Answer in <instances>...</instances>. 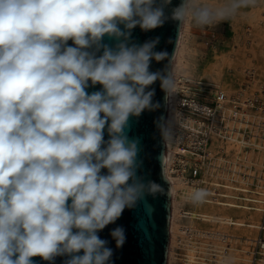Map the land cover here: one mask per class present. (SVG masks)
I'll return each instance as SVG.
<instances>
[{
    "label": "clouds",
    "instance_id": "9594fccd",
    "mask_svg": "<svg viewBox=\"0 0 264 264\" xmlns=\"http://www.w3.org/2000/svg\"><path fill=\"white\" fill-rule=\"evenodd\" d=\"M255 2L190 9L182 0L169 16L171 0H0V264H114L100 233L162 190L140 174L131 121L160 107L157 81L165 102L176 86L175 50L157 51L159 36L137 43L133 31L189 14L220 23ZM208 195L196 189L191 199ZM109 236L122 248V226Z\"/></svg>",
    "mask_w": 264,
    "mask_h": 264
},
{
    "label": "bare ground",
    "instance_id": "6f19581e",
    "mask_svg": "<svg viewBox=\"0 0 264 264\" xmlns=\"http://www.w3.org/2000/svg\"><path fill=\"white\" fill-rule=\"evenodd\" d=\"M194 2L195 0H189L190 9H193ZM189 16L190 14L187 15L183 21L179 46L173 60L172 75L175 79L176 86L169 94L168 116L166 122L168 136L164 137L167 154L166 174L172 184V216L170 225L171 241L169 246L168 264H172L173 262V250L176 243L178 241L183 243V232L185 229H190L192 231L184 244L186 250L184 256L188 254L186 256L188 258L184 257V261H187H185V264L209 263L206 261L205 257H198L199 254L197 255V251L199 250L198 245L200 244H197L198 242L196 241L194 235L195 232H193V227L198 222L197 220L211 221L214 224L219 225L221 228L217 230V233L221 232L225 235L221 237L223 242H226L229 238L235 236L229 231V228L231 227L243 228L252 231L264 230V214L260 213V211L263 212V210L258 204L251 205L250 203H239L235 200V198L239 197V194L232 189H227L223 192H220L227 198L211 196L206 197L202 203H193L191 198L197 189L196 186L190 184L182 174L175 173L176 170L174 169V163L177 157L175 130L177 129L178 125V102L180 97L179 90H183L185 87V80H194V75L197 74L198 79L203 84L209 86L214 92L218 88H221L228 94V96L233 94L243 98H253L252 96L256 91L255 85H251L249 82L247 84L244 83L237 85L236 83H233V80H231L232 78L229 76L225 77V73H227L229 70H235L240 74L246 72L254 75L255 80H257L259 75L262 74L261 68L257 66L259 63L257 62L259 49L257 45L258 40L257 38H254L255 35L249 40L250 44L245 47H241L240 45H237L236 42H234L230 50L223 51L222 54L213 53L210 58L204 59L202 71L198 72V66L195 62V59L198 55L196 54L194 48H192V46H190L187 42V32L190 25ZM255 82L256 81H254V83ZM218 146L223 148L224 152L228 153L233 159V162L237 165L240 163V161H243L250 163L253 168H264V142L259 144L257 148L252 147V149L247 151L245 146L241 144L228 142L224 145L220 141H214L212 143L211 150L215 151ZM227 185L228 188H232L231 184L227 183ZM263 192V190L259 189L252 190V194H246L245 196L250 200H259V196L257 194ZM188 202H192V209L188 212H185L183 206ZM183 217L189 218L190 227L183 224ZM221 229L224 232H222ZM230 248L234 249L233 245L231 247L222 245V247L214 248L213 252L215 253V257H212V260L215 261V263L213 264H229L230 261L227 259V256L229 255L228 250L232 251ZM235 251L232 253H235ZM249 251L250 249L246 250L245 253H249ZM240 257V255L235 254L234 259ZM250 259L251 257L249 260ZM230 264L242 263L234 261V263L231 262Z\"/></svg>",
    "mask_w": 264,
    "mask_h": 264
},
{
    "label": "built area",
    "instance_id": "2783aa9c",
    "mask_svg": "<svg viewBox=\"0 0 264 264\" xmlns=\"http://www.w3.org/2000/svg\"><path fill=\"white\" fill-rule=\"evenodd\" d=\"M184 86L183 90H179L175 173L182 174L198 189H206L208 197L227 198L220 192L227 189V183L231 184V189L240 193L235 198L236 201L242 204H258L264 212V192L256 193L259 200H250L245 196L252 193L253 189L264 191V168H253L250 163L243 161L237 165L228 153L211 150L214 141H220L224 145L228 142L241 144L247 150L257 148L263 143L264 101L228 96L221 88L214 92L199 79L185 80ZM218 148L222 149L220 146ZM201 237L217 239L204 233ZM218 240L222 241L220 238ZM211 241L210 239L209 242ZM227 242L232 243L233 238H229ZM212 247L209 248L210 254L214 255L211 253L214 249ZM263 252L264 240L260 238L248 253L251 257L249 264H258L259 256Z\"/></svg>",
    "mask_w": 264,
    "mask_h": 264
},
{
    "label": "water",
    "instance_id": "95a60500",
    "mask_svg": "<svg viewBox=\"0 0 264 264\" xmlns=\"http://www.w3.org/2000/svg\"><path fill=\"white\" fill-rule=\"evenodd\" d=\"M182 0H171L166 8V13L171 16V10ZM182 24L169 19L162 27L149 32H142L139 27L133 31V40L143 43L146 40L160 37L156 50H166L170 56L173 54L169 69L172 73V65L177 52ZM171 41V42H169ZM108 42V41H106ZM71 43V41H69ZM168 61L159 63L153 61L151 70H162ZM154 101L160 102V107L154 111H145L138 119L131 121L129 135L138 137L141 143L140 158L143 161L140 174L145 179H151L162 185V190L155 196H147L145 200L135 207L126 209L116 224L109 225L100 235L110 241L114 249V264H168L169 246L171 241V216H172V184L166 174V143L161 135L157 123L166 126L168 116V101L165 102V93L157 81L154 85ZM99 85H97V89ZM96 89H89L94 91ZM163 154V159L158 157ZM162 173L166 181L162 179ZM171 193L169 196L168 193ZM122 226L125 230L126 240L122 248L116 249L115 242L111 240L109 232L112 228ZM35 264H49L40 257H33ZM63 257H57L54 264H62Z\"/></svg>",
    "mask_w": 264,
    "mask_h": 264
},
{
    "label": "rangeland",
    "instance_id": "374dc122",
    "mask_svg": "<svg viewBox=\"0 0 264 264\" xmlns=\"http://www.w3.org/2000/svg\"><path fill=\"white\" fill-rule=\"evenodd\" d=\"M225 2L226 0H195L193 4V9H201V8L216 9ZM189 24L190 25L187 32L188 35L187 42L189 43L190 46H192V48H194L196 54L198 55L195 59V62L197 63L198 66L197 67L198 72L202 71V66L204 65V59L210 58L213 55V53L222 54L223 51L230 50L234 42H236V44L240 45L241 47H245L250 44L249 40L251 39V37L255 35L254 38H257L258 40L257 45L259 49L258 52L259 56L257 59V62L259 63L257 66L261 68L262 74L259 75L257 80H255L254 75H251L250 73L245 72L243 74H240L235 70H229L227 73H225V77L229 76L230 78H232L231 80H233V83H236L237 85L244 83L247 84L248 82L251 85H255L256 93L254 92L252 97L253 98L256 97L257 99L259 98L260 100L264 101V0H256L254 6L241 8L236 14H234L230 19L226 21L220 23H213L207 26L199 24L198 21L194 18V16L190 14ZM254 81L256 82L254 83ZM216 150L224 151L223 148L222 149L217 148ZM252 173L254 174L255 171H253ZM196 188L198 189L197 186ZM227 189H231V188L227 187ZM238 194L237 195L240 196V193ZM248 194H252V193H248ZM191 206H192V202L185 203V205L183 206L184 211L185 212L190 211L192 209ZM260 213L264 214V212L261 211ZM197 221L198 222L193 227L194 229L193 232H195L194 235L196 241L198 242L197 244H200L198 245L199 250L197 251V255L199 253H203V255H198V257H205L206 261L209 262L208 264L215 263V261L212 260V257L214 258L215 255L210 254L209 248H211L212 246H214L212 248H218V247H222V245L227 247H231L233 245L234 247V249L230 248L232 249V251H230L229 255L227 256V259L230 261V263L231 262L234 263V261H237L242 264L244 263L249 264L250 257L248 253H245V251L249 249H253L254 246L256 245L257 239L264 237V230L252 231L243 228L231 227L229 228V231L235 236L231 237L233 238L232 243H226L218 240V238L225 236L221 232L217 233V230L221 228L219 225H216L211 221H205V220H197ZM183 224L185 226L190 227L189 218L183 217ZM191 232H192L191 230L190 231L185 230L183 232V239H184L183 243L181 241H178L176 243L173 250L174 258L172 264H185L187 262L186 260H185L186 262L184 261V257L188 255L187 254L186 256H184L186 252L184 244L185 241L189 238ZM222 232L224 231L222 230ZM202 233L208 236L210 235L214 236L217 239L214 240L215 238L214 239L209 238V240L210 239L212 240L211 242H209L208 239H203L201 237ZM211 243L213 245L210 246L209 244ZM234 251L235 253H232ZM211 253L215 254L214 252ZM235 254H238L241 257L234 259ZM257 262L258 264L260 263L264 264V253L263 255L259 256Z\"/></svg>",
    "mask_w": 264,
    "mask_h": 264
},
{
    "label": "crops",
    "instance_id": "0c3cea01",
    "mask_svg": "<svg viewBox=\"0 0 264 264\" xmlns=\"http://www.w3.org/2000/svg\"><path fill=\"white\" fill-rule=\"evenodd\" d=\"M195 73H196V72H195ZM194 78H195V79H196V78H198V75H197V74H195V75H194Z\"/></svg>",
    "mask_w": 264,
    "mask_h": 264
}]
</instances>
